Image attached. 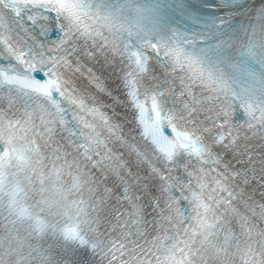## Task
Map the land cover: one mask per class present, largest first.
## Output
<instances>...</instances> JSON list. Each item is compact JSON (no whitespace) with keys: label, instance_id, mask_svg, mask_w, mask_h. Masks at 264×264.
<instances>
[{"label":"snow or ice","instance_id":"obj_1","mask_svg":"<svg viewBox=\"0 0 264 264\" xmlns=\"http://www.w3.org/2000/svg\"><path fill=\"white\" fill-rule=\"evenodd\" d=\"M0 264H264V0H0Z\"/></svg>","mask_w":264,"mask_h":264}]
</instances>
